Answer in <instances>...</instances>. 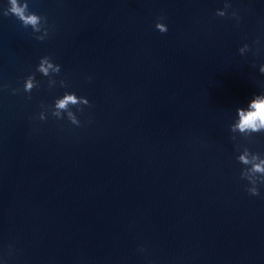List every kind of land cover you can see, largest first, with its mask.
Returning a JSON list of instances; mask_svg holds the SVG:
<instances>
[{
    "label": "water",
    "instance_id": "1",
    "mask_svg": "<svg viewBox=\"0 0 264 264\" xmlns=\"http://www.w3.org/2000/svg\"><path fill=\"white\" fill-rule=\"evenodd\" d=\"M16 3L0 264H264V0Z\"/></svg>",
    "mask_w": 264,
    "mask_h": 264
},
{
    "label": "clouds",
    "instance_id": "2",
    "mask_svg": "<svg viewBox=\"0 0 264 264\" xmlns=\"http://www.w3.org/2000/svg\"><path fill=\"white\" fill-rule=\"evenodd\" d=\"M11 3V12L18 16L21 20H23L25 24H35L37 22V17L35 15L24 16L23 8L17 5L16 0H11ZM221 15H223V13H221ZM157 27L160 28L162 32L167 31V29H165L163 25L158 24ZM49 67H51V65H49ZM41 71L47 74V68H45L43 64H41ZM31 86V81H29L26 87L30 89ZM72 100H74L73 96H66L63 100L59 101L58 107L63 108L68 101ZM238 111L240 112L239 127L241 130H244L245 128H252L253 130H257L258 126L264 125V98L253 100L251 102L250 111L245 112L243 109H238ZM257 169L259 170V166H257ZM253 193L255 195L259 194L255 190H253Z\"/></svg>",
    "mask_w": 264,
    "mask_h": 264
}]
</instances>
